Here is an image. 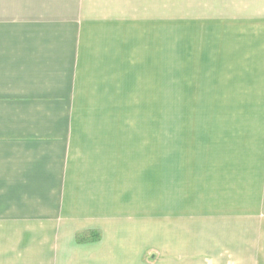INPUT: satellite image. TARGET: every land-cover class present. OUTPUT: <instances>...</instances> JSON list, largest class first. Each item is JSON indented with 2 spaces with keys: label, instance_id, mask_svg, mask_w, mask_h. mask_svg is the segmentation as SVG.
<instances>
[{
  "label": "rangeland",
  "instance_id": "374dc122",
  "mask_svg": "<svg viewBox=\"0 0 264 264\" xmlns=\"http://www.w3.org/2000/svg\"><path fill=\"white\" fill-rule=\"evenodd\" d=\"M20 1L0 0V18L19 14ZM113 3L114 11H91L98 23L84 27L90 55L80 64L85 71L93 63L92 80L81 73L66 106L18 111L44 118L25 130L74 132L79 161L87 158L98 169L97 183L106 196L115 192L114 202L105 198L95 212L68 198H0V264H264V252L259 260L252 254L240 260L226 235L205 226L210 212L225 210L224 198H242L264 179L254 169L262 127L253 116L262 112L242 106L249 90H227L226 58L207 57L226 52L229 38L194 33L212 15L238 9L260 15L264 0ZM101 13L112 17L100 20ZM258 44L241 39L230 52L249 56L248 47ZM251 201L256 212L264 210L258 198ZM235 209L245 210V201L236 200Z\"/></svg>",
  "mask_w": 264,
  "mask_h": 264
},
{
  "label": "crops",
  "instance_id": "0c3cea01",
  "mask_svg": "<svg viewBox=\"0 0 264 264\" xmlns=\"http://www.w3.org/2000/svg\"><path fill=\"white\" fill-rule=\"evenodd\" d=\"M24 1L18 2L24 8L18 10L19 14L10 16V19L0 18V198H60L61 203L68 198L74 204L81 205L82 209H86L85 204H88L86 210L97 212L99 205L103 207L105 198L114 202L115 192L106 196L107 189L101 188L100 183H97L99 171L93 173L98 169L90 168L92 164L88 163L87 158L83 162L79 161V151L75 150L69 136L74 132L66 130L57 134H39L32 132L33 130H25L44 118L42 114L23 113V109L47 108L45 111H53L59 102L61 104L58 106H66L63 101L67 103L69 99L75 98L77 84L82 79L79 75L84 73L89 76L95 72L89 70L93 63H89L88 70L85 71H82L80 64L83 55L85 58L90 55L89 50V55L83 50L87 34H84V27L98 23L90 20V12L114 11L118 7L113 3L116 0ZM262 12L254 16L251 12L238 9L231 15H212L205 18L206 23L199 22V25L197 23L193 26L195 35L200 29L201 35L203 31V34L207 32L217 38L223 35L224 38H229L225 41L226 52L215 56L209 53L207 57L215 60V63L226 58L227 90H249L242 106L250 108L253 113L262 112L253 116L262 127L256 150L261 159L260 168H254L262 171L260 179L264 176V11ZM109 16L112 17L111 13H101L100 20L109 19ZM241 39L246 42L257 41L259 44L258 47H248L253 54L236 58L230 50L235 47L234 42ZM205 58H201L200 65ZM198 74L205 75L204 72ZM206 74H214V71ZM89 79L92 80L90 76ZM86 81L87 77L82 83ZM245 84H249V88L240 86ZM41 91L45 93H40ZM56 91L62 93L56 95ZM68 96L70 98L66 99ZM20 107L24 108L18 111ZM253 113L250 114L252 119ZM51 114L46 115V119L54 116ZM66 128L68 129L67 125ZM241 135L240 133L239 137ZM245 164L251 165V162L246 161ZM256 178L250 179L252 182L258 181ZM249 190L242 193V198L236 199L245 201V210L235 209L234 198H224L225 203H220V206L225 210L218 216L210 212L208 218L203 219H209L205 226H213L221 232L217 234L226 235L227 242H232V250L239 251L240 260H249L250 254L259 260L263 257L264 246L253 244L256 240L260 244L264 243V210L256 212L258 203H253L251 198H258L260 207L264 208V179ZM218 199L222 202V198ZM67 202L68 200L64 201ZM189 202L187 198V204ZM214 205L210 204L211 209ZM65 208L68 209V205L65 204Z\"/></svg>",
  "mask_w": 264,
  "mask_h": 264
}]
</instances>
